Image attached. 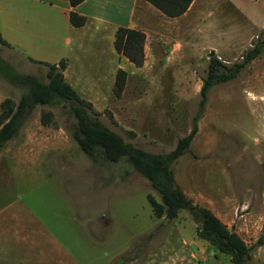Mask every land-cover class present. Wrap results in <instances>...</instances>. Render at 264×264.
Wrapping results in <instances>:
<instances>
[{
    "label": "rangeland",
    "instance_id": "rangeland-1",
    "mask_svg": "<svg viewBox=\"0 0 264 264\" xmlns=\"http://www.w3.org/2000/svg\"><path fill=\"white\" fill-rule=\"evenodd\" d=\"M232 1L240 13L228 9L219 14L220 27L238 43L241 33L249 36L231 55L218 54L227 65L253 47L264 23V0ZM66 35L72 39L66 80L91 102L102 124L153 153L170 151L188 133L207 73V50L193 66L167 69L161 79L147 78L145 70L134 72L116 96L109 79L101 84L102 76L110 75L109 31L87 26ZM0 57L16 71L47 81V66L14 49L0 44ZM263 75L264 51L235 78L210 87L190 148L172 164L182 191L195 203L223 210L229 228L250 246L246 264H264V77L258 78ZM24 91L0 75V102L6 97L18 101ZM42 112L51 113L49 123L41 122ZM72 123L66 107L38 105L1 149L0 169L5 170L0 173V215L16 210L24 231L18 244L1 243L0 264H34L23 244L32 236L41 238L43 249L75 255L78 264H106L115 255L120 257L112 262L121 263L133 254V242L162 232H174L175 247L191 249L193 239L199 241V264H233L227 254L198 239L196 223L186 210L174 219L156 217L146 195L160 200L159 194L128 163L91 162L71 136ZM54 244L60 245L59 251Z\"/></svg>",
    "mask_w": 264,
    "mask_h": 264
},
{
    "label": "crops",
    "instance_id": "crops-1",
    "mask_svg": "<svg viewBox=\"0 0 264 264\" xmlns=\"http://www.w3.org/2000/svg\"><path fill=\"white\" fill-rule=\"evenodd\" d=\"M223 4L227 6L226 9H220ZM228 9L240 11L239 6L232 0H193L183 14L175 17L166 16L145 0H83L75 6H71L69 0H0V33L9 43L8 47L26 59L31 57L56 65L63 61L64 66L60 69L66 79L68 51L72 44L71 37L66 34L87 26L109 31L113 48L110 52L111 62L106 67L110 70V75H103L101 84L109 79L110 86H113L115 73L119 68L124 69L127 76L145 70L147 78L161 79L167 69L185 70L188 65L193 66L205 50L209 52V56L210 51L216 53L217 57H220L218 54L231 55L235 49L242 46L249 35L241 33L243 40L239 43L227 38V34L223 33V28L220 27L223 17L219 14L225 15ZM73 17L79 21H73ZM244 17L247 21L251 20L250 16ZM262 20L264 21V17L260 21ZM120 27L144 33L143 65H134L115 50V33ZM262 27L263 22L260 25V28ZM218 35L222 37L218 39ZM262 77L264 75L258 76ZM3 170L5 169H0V173ZM212 211L228 226L222 218L223 210ZM18 216L19 212L16 210H6L0 215L1 246L2 242L10 243L11 240L19 243L24 228L16 221ZM173 235L174 232H162L160 237L148 235L145 239L141 238L131 245L132 255L121 259V263H114L112 261L115 257H120L115 255L106 261V264H123L127 259L128 264H199L200 257L197 252L201 251L200 242L193 239L191 249L175 247L171 240ZM23 244L27 245L26 249L30 252L27 256L32 255L30 257L34 258V264L79 262L75 255H62L61 252L58 254L50 247L43 249L41 238L35 236L24 239ZM182 244H185L184 240ZM59 246L54 244L56 251L60 250ZM23 259L22 261H25Z\"/></svg>",
    "mask_w": 264,
    "mask_h": 264
},
{
    "label": "trees",
    "instance_id": "trees-1",
    "mask_svg": "<svg viewBox=\"0 0 264 264\" xmlns=\"http://www.w3.org/2000/svg\"><path fill=\"white\" fill-rule=\"evenodd\" d=\"M83 0H69L75 6ZM169 17L183 14L193 0H145ZM73 21L79 19L73 17ZM145 35L142 31L120 27L116 30L114 47L136 66L144 62ZM0 44L9 43L0 33ZM264 51V27L253 47L247 49L242 59L233 64L223 63L215 54L209 56L207 73L202 79L199 90L198 110L192 118L187 134L177 139L173 149L165 153L146 151L102 124L90 101L81 97L64 78L59 65L27 57L30 61L47 66V81L34 74L21 73L13 65L0 57V75L13 86H21L25 91L18 101L6 97L0 102V151L5 143L15 137L27 115L38 105H62L73 117L71 136L79 149L93 162L115 163L125 161L140 175L145 177L151 187L159 194L157 200L153 194L146 195L156 217L174 219L181 210H186L196 223V235L205 240L217 251L230 257L233 264H246L250 259V246L240 235L222 222L213 211L193 202L176 184L172 164L190 148L191 141L198 131V120L202 115L207 92L217 83L235 78L239 72L255 57ZM127 72L117 69L113 84V93L120 96L126 82ZM40 120L47 124L51 120L50 112H42ZM260 239V238H259ZM264 243V242H263Z\"/></svg>",
    "mask_w": 264,
    "mask_h": 264
},
{
    "label": "water",
    "instance_id": "water-1",
    "mask_svg": "<svg viewBox=\"0 0 264 264\" xmlns=\"http://www.w3.org/2000/svg\"><path fill=\"white\" fill-rule=\"evenodd\" d=\"M213 54H214V52L213 51H210V56L213 55Z\"/></svg>",
    "mask_w": 264,
    "mask_h": 264
},
{
    "label": "built area",
    "instance_id": "built-area-1",
    "mask_svg": "<svg viewBox=\"0 0 264 264\" xmlns=\"http://www.w3.org/2000/svg\"><path fill=\"white\" fill-rule=\"evenodd\" d=\"M219 58V57H218ZM220 59V58H219Z\"/></svg>",
    "mask_w": 264,
    "mask_h": 264
}]
</instances>
